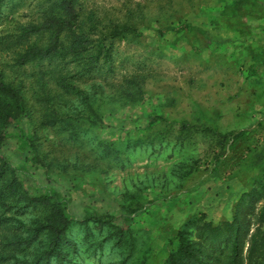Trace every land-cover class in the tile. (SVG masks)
Masks as SVG:
<instances>
[{
  "label": "rangeland",
  "instance_id": "1",
  "mask_svg": "<svg viewBox=\"0 0 264 264\" xmlns=\"http://www.w3.org/2000/svg\"><path fill=\"white\" fill-rule=\"evenodd\" d=\"M77 2L93 36L107 20L137 26L113 38L112 63L75 80L102 91L84 102L65 97L73 110L91 104L98 121H83L76 141L48 125L32 99L34 74L48 62L12 66V54L0 52L5 80L31 104L7 126L0 154L30 192L55 190L74 217L124 225V244L99 234L100 248L82 264H161L190 215L231 219L238 196L264 177V0ZM38 6L7 0L0 30L34 20ZM129 74L144 76L141 97L111 102V84Z\"/></svg>",
  "mask_w": 264,
  "mask_h": 264
},
{
  "label": "trees",
  "instance_id": "2",
  "mask_svg": "<svg viewBox=\"0 0 264 264\" xmlns=\"http://www.w3.org/2000/svg\"><path fill=\"white\" fill-rule=\"evenodd\" d=\"M6 1L0 0V15ZM38 2L34 20L0 30V52L12 54V66L48 62V68L34 74L33 103L48 125L66 130L76 141L81 123L95 124L99 116L91 104L79 110L66 108L65 97L80 93L79 101L84 102L94 91H102L100 83L80 89L75 80L112 63L113 38L134 34L137 26L127 20H107L105 32L93 36L85 27L93 24L81 13L77 0ZM68 64L75 70L62 71L60 66ZM143 79V75H123L111 84L117 92L111 102L138 100ZM30 106L21 85L7 82L0 69V147L9 136L7 126L27 116ZM23 142L33 145L31 136ZM108 149L105 144L104 150ZM125 231L115 217H74L55 190L30 192L18 169L0 154V264H82L100 248L97 235L112 239L118 247L126 241ZM161 264H264V177L238 196L231 219L214 223L204 213L190 215L178 227L174 246Z\"/></svg>",
  "mask_w": 264,
  "mask_h": 264
}]
</instances>
